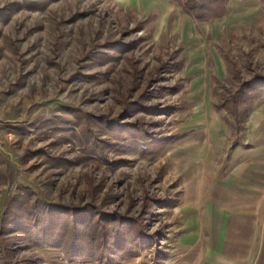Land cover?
<instances>
[{"label": "rangeland", "instance_id": "374dc122", "mask_svg": "<svg viewBox=\"0 0 264 264\" xmlns=\"http://www.w3.org/2000/svg\"><path fill=\"white\" fill-rule=\"evenodd\" d=\"M225 7L198 21L177 0H0V264H105L9 223L19 185L135 217L156 241L125 259L165 256L174 206L225 173L264 100H234L264 75V0Z\"/></svg>", "mask_w": 264, "mask_h": 264}, {"label": "crops", "instance_id": "0c3cea01", "mask_svg": "<svg viewBox=\"0 0 264 264\" xmlns=\"http://www.w3.org/2000/svg\"><path fill=\"white\" fill-rule=\"evenodd\" d=\"M193 187L174 206L171 245L159 264H264V100L225 157V173ZM125 258L113 264H138Z\"/></svg>", "mask_w": 264, "mask_h": 264}, {"label": "trees", "instance_id": "16d2710c", "mask_svg": "<svg viewBox=\"0 0 264 264\" xmlns=\"http://www.w3.org/2000/svg\"><path fill=\"white\" fill-rule=\"evenodd\" d=\"M177 1L198 21L220 17L226 11L227 0ZM259 95H264V75L256 73L242 81L234 100L244 101L245 96L258 98ZM32 196L31 188L19 185L6 203L5 218L24 230L35 245L61 248L68 258L96 257L110 264L119 257L139 255L156 241L153 239L157 234H146V226L135 217L103 211L92 202L79 207ZM154 260L159 264L160 259Z\"/></svg>", "mask_w": 264, "mask_h": 264}]
</instances>
